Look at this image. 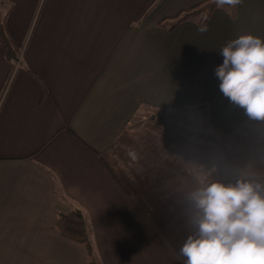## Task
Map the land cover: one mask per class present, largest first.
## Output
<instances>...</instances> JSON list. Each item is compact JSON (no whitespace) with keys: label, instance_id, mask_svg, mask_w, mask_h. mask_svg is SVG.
Listing matches in <instances>:
<instances>
[{"label":"crops","instance_id":"crops-1","mask_svg":"<svg viewBox=\"0 0 264 264\" xmlns=\"http://www.w3.org/2000/svg\"><path fill=\"white\" fill-rule=\"evenodd\" d=\"M6 1L21 58L0 48V264H85L84 247L55 226L72 211L97 264H183L199 180L151 126L206 125L189 132L224 150L221 137L262 135L214 70L228 40H264V0H243L234 17L215 8L203 34L196 20L159 23L207 0Z\"/></svg>","mask_w":264,"mask_h":264},{"label":"clouds","instance_id":"clouds-1","mask_svg":"<svg viewBox=\"0 0 264 264\" xmlns=\"http://www.w3.org/2000/svg\"><path fill=\"white\" fill-rule=\"evenodd\" d=\"M243 0H214L219 10ZM208 31L204 26L198 29ZM223 63L215 68L219 90L253 121L264 122V40L241 35L219 50ZM205 172L188 194L192 232L178 250L183 264H264V174L248 168L234 182Z\"/></svg>","mask_w":264,"mask_h":264},{"label":"trees","instance_id":"trees-1","mask_svg":"<svg viewBox=\"0 0 264 264\" xmlns=\"http://www.w3.org/2000/svg\"><path fill=\"white\" fill-rule=\"evenodd\" d=\"M5 3H7L8 8L4 12L1 7ZM215 8V3L212 0H207L205 3L189 10L181 11L173 19L160 22L159 26L167 31H173L183 22L196 20L198 26L202 27L208 23ZM10 11L11 4L6 0H0V48L7 62L17 64L21 58V50L14 44L6 29V17ZM228 12L231 17H234L236 15V7L228 9ZM151 127L155 128L166 139L182 166L191 174L196 167L212 159L217 153V149L185 141L179 135L158 126ZM246 168L264 174V155H257L250 167H247L245 153L233 155L224 164L215 169L211 178L213 180L224 179L222 178L223 173H227V177L236 178L238 173ZM55 226L62 237L84 247L87 254V262L85 264H97L94 257V246L80 212L72 211L65 215H59Z\"/></svg>","mask_w":264,"mask_h":264},{"label":"rangeland","instance_id":"rangeland-1","mask_svg":"<svg viewBox=\"0 0 264 264\" xmlns=\"http://www.w3.org/2000/svg\"><path fill=\"white\" fill-rule=\"evenodd\" d=\"M7 3H5L1 9H3V11L5 12V10L7 9ZM200 109H203L204 113H206V107H201ZM203 111L201 113H203ZM182 115H184L183 113H181ZM163 117H167L168 115L166 113L162 114ZM178 117L176 116V118L173 117V122H169V124L167 125L168 127L174 126V124L177 122V127H172L169 128L170 130H172L174 134L177 133V135L179 134L180 137L188 142H192L195 144H208V145H215L216 147L213 146H208V145H204V146H208L214 149H217V153L216 155L212 158L209 159L207 162L200 164V166L196 167L192 173V175H195V177L200 180L201 176L205 173V172H209L211 171L213 168L216 169L219 166H221L222 164H224L230 157H232L233 155H236L238 153H245L246 155V159H247V167H250L253 162L254 159L257 155L259 154H263L264 155V131L262 132H258L261 133L262 135L258 138H256V136H250L247 138L242 137L241 135H238L237 138L234 139H230V138H223L221 137L220 139H218V141H222L223 143H227L226 146L227 148L224 150L223 148H221L218 143L214 142L213 140L209 139L208 137L203 136V134H194V132H189V129H194L198 132H205L207 133V128L206 125H197V124H191V122H189L188 120H184V121H177ZM196 121V120H195ZM194 121V122H195ZM198 123H205V119L203 120H198ZM150 125V124H149ZM170 132V131H169ZM228 174L227 173H223L222 178H230L227 177Z\"/></svg>","mask_w":264,"mask_h":264}]
</instances>
